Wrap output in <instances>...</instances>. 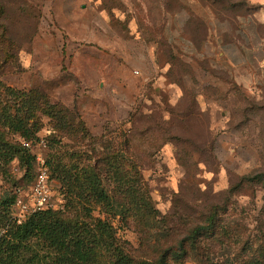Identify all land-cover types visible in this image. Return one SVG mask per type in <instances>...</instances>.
I'll return each mask as SVG.
<instances>
[{"label":"rangeland","instance_id":"374dc122","mask_svg":"<svg viewBox=\"0 0 264 264\" xmlns=\"http://www.w3.org/2000/svg\"><path fill=\"white\" fill-rule=\"evenodd\" d=\"M256 1L0 0V80L12 91L43 92L77 117L69 132V121L39 114L30 142L35 168L15 159L0 196L16 193L32 209L41 161L70 172L119 147L138 164L151 197L152 210L134 208L128 222L113 221L136 263L193 235L184 264H264V54L241 62L243 37L256 51L255 30L264 34ZM204 20L217 36L199 56L182 38L202 37ZM166 38L191 66L186 84L211 93L205 105L177 89L188 65L176 74L165 65ZM47 169L49 206L61 208L67 187ZM106 180L111 195L124 188L111 173Z\"/></svg>","mask_w":264,"mask_h":264},{"label":"trees","instance_id":"16d2710c","mask_svg":"<svg viewBox=\"0 0 264 264\" xmlns=\"http://www.w3.org/2000/svg\"><path fill=\"white\" fill-rule=\"evenodd\" d=\"M68 113L43 92L12 91L0 80V178L8 177L15 159L25 161L29 172L35 168L36 156L23 142L37 139L39 114L69 121L72 132L77 117ZM125 142L129 148V141ZM94 159L95 164L72 165L70 172L63 163L54 167L52 159L46 161L53 173L59 171L67 187V202L61 208L39 209L19 222L13 215L17 194L7 190L0 196V264H184L180 259L187 256L185 243L195 242L193 235L152 262L133 260L120 243L113 221L128 222L134 208L152 210L143 175L119 147H107ZM109 173L124 186L113 195L106 188ZM98 207L104 214L95 216Z\"/></svg>","mask_w":264,"mask_h":264},{"label":"crops","instance_id":"0c3cea01","mask_svg":"<svg viewBox=\"0 0 264 264\" xmlns=\"http://www.w3.org/2000/svg\"><path fill=\"white\" fill-rule=\"evenodd\" d=\"M248 2H250V0H248ZM254 2V1H253ZM253 5H255V12H254V17L256 18V23L259 27H262L264 29V0H257V3H253ZM249 10L250 7L248 5ZM244 8V9H247ZM171 10L165 8L164 10V14H170ZM175 14V13H174ZM204 24H206L208 27L207 29H205L204 35L202 37H198L199 39H195L190 37L188 34L184 35L183 41L184 44L190 45L191 48H193V50L195 49V52L197 54H199V56H202L201 54H206L211 52V47H212V43L214 38L217 35L215 34V30L213 31L211 29L210 24L206 23V21L204 20ZM187 23V21H185L184 25ZM203 30V29H202ZM200 29H198V31H202ZM249 32V31H248ZM256 32V36H257V49L256 51H251L250 50V38H249V34L247 37H243L244 41H243V53L241 55L242 59L241 62L245 63V64H252V62L257 59L256 56L261 55V52H263L264 54V34H261L259 30H255ZM181 39V40H182ZM167 40V45H169V49H168V56H166L167 58H165V65H168L173 72H175V74L177 72H180L177 70V67L180 66L182 63H186L188 66V71L187 72H182V75H177V77L182 78L184 83L182 85H176L177 89L180 91V93L183 96H186L187 94H193L194 98H195V102H198L200 106H203L207 103V97H212L211 93L209 92V90H207L206 88H204L203 90L199 91V92H195L190 86H188L185 82V78L188 75L192 74V69L191 66L187 63L186 60H184V58H182V56L177 53V51L174 49L173 46V41L170 38H166ZM182 43V42H181ZM209 51V52H208ZM237 56H234L233 54H226V59L229 61H235ZM262 62H264V57L262 59ZM197 103V104H198Z\"/></svg>","mask_w":264,"mask_h":264},{"label":"built area","instance_id":"2783aa9c","mask_svg":"<svg viewBox=\"0 0 264 264\" xmlns=\"http://www.w3.org/2000/svg\"><path fill=\"white\" fill-rule=\"evenodd\" d=\"M23 144L27 147H30L29 142L24 141ZM48 180L49 175L47 166L45 165L44 161H41L40 171L37 176V182L33 188V208L30 209L28 205L21 199H18L16 202V205L20 208V212L16 215V218L19 222L25 220L32 212L36 210L51 207L49 206L51 199V190L48 184Z\"/></svg>","mask_w":264,"mask_h":264}]
</instances>
